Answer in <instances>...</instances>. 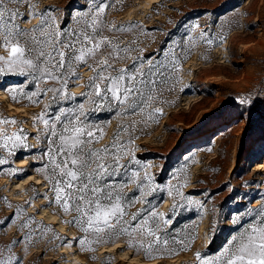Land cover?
I'll use <instances>...</instances> for the list:
<instances>
[{
  "label": "rangeland",
  "instance_id": "obj_1",
  "mask_svg": "<svg viewBox=\"0 0 264 264\" xmlns=\"http://www.w3.org/2000/svg\"><path fill=\"white\" fill-rule=\"evenodd\" d=\"M105 4V21L131 26L104 32L127 48L116 66L158 67L154 100L144 112H125L118 103L92 111L95 105L82 94L93 71L84 65L81 78L73 77L61 93L46 91L53 82L34 78L38 73H0V120H16L0 128L23 139L18 147H0V261L202 264L260 220L264 169L256 166L264 163V0H30L12 7L23 29L39 25L43 14L54 17L48 22L63 32L90 22ZM0 55L8 50L0 47ZM68 93L76 95L61 98ZM78 105L94 132L104 133L95 147L110 145L120 132L127 153L120 160L126 169L110 181L126 185L128 224L100 235L83 231L79 214L54 202L52 138L44 120L51 124L60 109ZM151 211L163 214L156 218L157 235L169 243L155 246L149 256L137 241L152 238L139 231L122 234L120 228L131 230Z\"/></svg>",
  "mask_w": 264,
  "mask_h": 264
},
{
  "label": "snow or ice",
  "instance_id": "obj_2",
  "mask_svg": "<svg viewBox=\"0 0 264 264\" xmlns=\"http://www.w3.org/2000/svg\"><path fill=\"white\" fill-rule=\"evenodd\" d=\"M25 2L30 0H0V47L8 50L7 56L0 55V73H38L34 78L53 82V86L46 91L61 93L69 80L73 77L81 78L82 74L78 69L84 65L93 71V76L88 80V91L82 94L95 105L92 111L100 110L104 105L111 107L114 103H118L125 112H144L150 107L154 100L155 76L160 74L159 69L151 64L147 71L142 64L134 63L130 68L116 66L117 61L124 59L122 54L127 52V48H122L116 37L109 38L104 32H124L130 30L131 26L117 27L114 22L105 21L102 17L107 4L98 8L90 17V22L78 29L61 32L54 23L48 22H54V17L43 14L39 25L30 30L23 29L16 22L19 10L12 6ZM207 42L212 43L211 40ZM57 84L60 86L56 87ZM37 94L32 93L33 96ZM75 95L68 93L61 98L68 99ZM154 111L162 110L157 108ZM87 115L83 105H78L75 109H60L51 124L48 120H44V124L52 138L49 153L56 174L54 202L61 205L65 212L70 209L76 211L79 214L76 222L83 231L92 230L100 235L114 231L121 223L128 224L124 219L128 215L123 194L126 185L110 181V178L122 175L121 169H126L127 166L121 164L120 160L121 153H127L120 144V132H117L110 145L95 147L104 133L101 131L97 135L94 132L96 126L88 122ZM149 118H152L151 113ZM15 123V119L0 120V124ZM0 140L3 141L0 147L4 148H15L23 143L17 132L7 134L2 128ZM123 175H127V172ZM133 175L139 177V173ZM141 194L146 196L149 193ZM135 202L138 201L134 200L133 203ZM139 215V211L133 213L131 219L137 220ZM162 215L151 211L136 227L131 230L129 227H122L120 232L132 235L139 231L152 238L147 244L137 241L138 246L144 247L151 256L155 246L163 245L166 248L169 243L167 239L157 235L159 227L156 218ZM258 215L259 221L234 237L232 244L219 256L204 260L202 264H264V210ZM197 256L200 254L197 253ZM0 264L8 262L0 261Z\"/></svg>",
  "mask_w": 264,
  "mask_h": 264
},
{
  "label": "bare ground",
  "instance_id": "obj_3",
  "mask_svg": "<svg viewBox=\"0 0 264 264\" xmlns=\"http://www.w3.org/2000/svg\"><path fill=\"white\" fill-rule=\"evenodd\" d=\"M221 126H223V125L221 124L218 127H221ZM256 167L260 168V169H264V163H258V165Z\"/></svg>",
  "mask_w": 264,
  "mask_h": 264
}]
</instances>
